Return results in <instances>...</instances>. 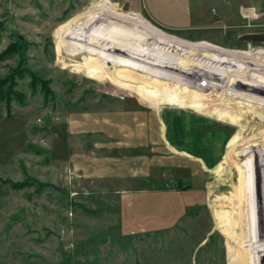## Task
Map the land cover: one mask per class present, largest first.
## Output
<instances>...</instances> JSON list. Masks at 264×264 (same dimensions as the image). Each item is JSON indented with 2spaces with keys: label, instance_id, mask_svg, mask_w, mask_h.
Segmentation results:
<instances>
[{
  "label": "rangeland",
  "instance_id": "obj_1",
  "mask_svg": "<svg viewBox=\"0 0 264 264\" xmlns=\"http://www.w3.org/2000/svg\"><path fill=\"white\" fill-rule=\"evenodd\" d=\"M202 2L211 3L203 31L130 10L185 22ZM256 35L264 0H0V79L15 85L0 98V264H264V44L245 40ZM189 105L220 111L230 140L184 214L164 208L140 224L126 184L74 172L66 149L109 151L94 148L93 132L135 128L148 120L139 106ZM75 115L92 118L82 123L89 134H68ZM122 136L114 146L136 139ZM151 177L147 187H175L167 169ZM28 178L35 184L21 190L5 183Z\"/></svg>",
  "mask_w": 264,
  "mask_h": 264
},
{
  "label": "crops",
  "instance_id": "obj_2",
  "mask_svg": "<svg viewBox=\"0 0 264 264\" xmlns=\"http://www.w3.org/2000/svg\"><path fill=\"white\" fill-rule=\"evenodd\" d=\"M210 4V2L197 4L195 9L190 11L189 20L185 22L162 19L154 15L149 6L143 11L138 3H133L130 10L135 14L149 18L160 26L179 31L186 30V27L196 26L198 30L203 31L207 20L205 11L208 10L207 6ZM102 5L109 6L107 3ZM216 17L218 18L217 15L214 16V18ZM138 109L148 112V120L139 116L137 121H132V123H137L135 128H132L134 125L132 127L119 125V127L115 124L117 127L112 125V130L107 129L104 133H92L95 141L100 144L98 146L94 144V148L99 151L109 150L105 155L95 157L92 154L89 157L86 155L85 148L79 150L83 155L79 151L70 153L68 149L66 152L72 158L69 160L75 164V173L86 177L96 175L98 179L126 184L127 186L120 193L124 194L122 197H124L131 215L136 218V222L142 224L147 221V217L155 219L156 216L163 215L164 208L167 209L168 213L166 214L174 218L196 205L197 196L205 184L204 180L212 179L214 175H217L226 162L230 131L222 122L220 111L211 106L189 105L174 109H147L139 106ZM166 110H173L169 112L171 114L168 116L169 118L166 117ZM80 116L79 118L76 115L67 118L68 134L83 137L84 134L90 133L85 131L82 123L83 120L92 118L87 115L84 118L82 115ZM115 133L118 136L123 135L122 137L134 135L136 139L132 144H126L127 141L122 139V144L114 146L112 136ZM68 134H66L67 144H69ZM103 135L110 141L103 143ZM86 144L89 143L86 142ZM124 151H128L129 154L126 156ZM144 152L146 155L147 152L164 153L165 156L161 155L159 156L160 160L151 162L146 157L144 159L141 157ZM162 157H167L168 160H164ZM90 158L92 159L91 164L87 162ZM81 160L84 161L82 165L80 164ZM208 163L211 165L210 167H208ZM158 167L167 169V172L174 178V189L161 192L155 188L147 187L150 178H152L151 171ZM200 184H202L201 187H199Z\"/></svg>",
  "mask_w": 264,
  "mask_h": 264
},
{
  "label": "trees",
  "instance_id": "obj_3",
  "mask_svg": "<svg viewBox=\"0 0 264 264\" xmlns=\"http://www.w3.org/2000/svg\"><path fill=\"white\" fill-rule=\"evenodd\" d=\"M31 77H32L33 84L40 82V80L35 76V74H33V72L31 73ZM12 85L13 84L8 85V81L0 79V98L7 97L8 95H12V93H14L13 87L15 85H13V87ZM5 183L11 185V188H14L17 190L29 188L35 184V182L31 181L29 178L23 182H13V181L7 180L5 181Z\"/></svg>",
  "mask_w": 264,
  "mask_h": 264
},
{
  "label": "water",
  "instance_id": "obj_4",
  "mask_svg": "<svg viewBox=\"0 0 264 264\" xmlns=\"http://www.w3.org/2000/svg\"><path fill=\"white\" fill-rule=\"evenodd\" d=\"M245 40L264 41V35L247 36V37H245Z\"/></svg>",
  "mask_w": 264,
  "mask_h": 264
},
{
  "label": "bare ground",
  "instance_id": "obj_5",
  "mask_svg": "<svg viewBox=\"0 0 264 264\" xmlns=\"http://www.w3.org/2000/svg\"><path fill=\"white\" fill-rule=\"evenodd\" d=\"M247 43L264 44V41L247 40Z\"/></svg>",
  "mask_w": 264,
  "mask_h": 264
}]
</instances>
